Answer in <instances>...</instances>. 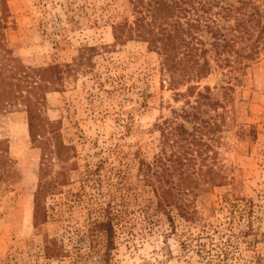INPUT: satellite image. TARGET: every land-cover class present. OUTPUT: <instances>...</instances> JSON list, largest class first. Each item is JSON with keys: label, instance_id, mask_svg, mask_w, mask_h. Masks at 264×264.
I'll use <instances>...</instances> for the list:
<instances>
[{"label": "rangeland", "instance_id": "1", "mask_svg": "<svg viewBox=\"0 0 264 264\" xmlns=\"http://www.w3.org/2000/svg\"><path fill=\"white\" fill-rule=\"evenodd\" d=\"M5 1L4 47L60 76L39 140L24 106L0 116L10 160L0 264H264V52L172 90L147 43L127 40L128 29L116 40V27L134 21L131 0ZM188 86L221 104L209 113L222 124L208 160L216 180L189 171L172 186L176 204L160 209L158 182L144 174Z\"/></svg>", "mask_w": 264, "mask_h": 264}, {"label": "trees", "instance_id": "2", "mask_svg": "<svg viewBox=\"0 0 264 264\" xmlns=\"http://www.w3.org/2000/svg\"><path fill=\"white\" fill-rule=\"evenodd\" d=\"M131 4L134 21L116 27V40H123L128 29L127 40L147 43L160 55L162 72L172 90L205 79L212 73L213 64L231 67L254 61L264 52V0H131ZM7 17L6 1L0 0V116L12 106H24L30 134L39 140L37 135L45 128L40 111L47 91L57 83L59 68L32 69L18 64L3 43ZM245 39L248 43L239 46ZM177 96L189 99L180 112L173 110L172 119L161 123L163 148L144 174L158 182L153 190L160 209L176 204L172 186L187 183L189 171L204 172L208 180H216L208 160H215L216 154L210 155L211 144L222 124L216 121L219 116L209 113H216L221 104L213 101L209 88L198 91L188 86L186 93ZM2 145L0 182L8 176L3 168L10 162ZM176 175L179 182L174 184L170 178Z\"/></svg>", "mask_w": 264, "mask_h": 264}]
</instances>
